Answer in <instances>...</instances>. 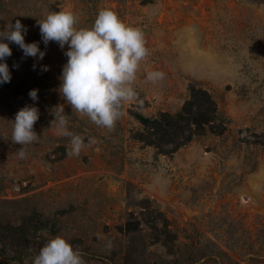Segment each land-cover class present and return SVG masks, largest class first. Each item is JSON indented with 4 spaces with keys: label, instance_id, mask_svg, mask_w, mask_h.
Segmentation results:
<instances>
[{
    "label": "rangeland",
    "instance_id": "374dc122",
    "mask_svg": "<svg viewBox=\"0 0 264 264\" xmlns=\"http://www.w3.org/2000/svg\"><path fill=\"white\" fill-rule=\"evenodd\" d=\"M105 7L141 27L150 50L137 73L138 96L124 106L110 133L63 99L68 45H45L38 24L50 12L72 9L77 26L89 27ZM16 20L27 28L25 43L36 42L45 56L26 57L9 43L12 55L0 61L11 73L10 82L0 84V264H32L57 234L81 249L86 264H152L170 258L152 238L163 217L189 231L196 228L206 242L239 259L214 233H220L219 218L229 215L251 230L264 225V148L239 141L247 128L264 132V0H0V31ZM154 70L165 79L146 82ZM192 81L221 98L230 131L172 156L132 139L140 127L135 112L178 110ZM33 89L36 101L28 95ZM26 105L39 109L34 131L40 139L20 159L12 122ZM59 105L71 131L95 138L79 157L66 155L69 138L58 136L51 124ZM130 213L141 220L138 232L119 228Z\"/></svg>",
    "mask_w": 264,
    "mask_h": 264
},
{
    "label": "clouds",
    "instance_id": "9594fccd",
    "mask_svg": "<svg viewBox=\"0 0 264 264\" xmlns=\"http://www.w3.org/2000/svg\"><path fill=\"white\" fill-rule=\"evenodd\" d=\"M79 17L72 9L53 11L38 21L40 34L45 45L55 41L65 52L67 63L60 77V93L71 106L72 111L87 119L96 127L115 130L117 122L124 115V106L135 100L137 73L142 62L150 55L145 33L141 27L125 22L117 11L105 7L99 10L94 23L89 27H78ZM27 28L16 20L0 31V61L12 55L9 43H14L24 56L38 57L42 60L45 52L36 42L25 43ZM8 41V43L3 41ZM18 67V66H17ZM36 65H33L35 69ZM47 71V66L44 67ZM166 74L154 70L146 73L145 80L150 83L163 81ZM11 73L6 62H0V84L10 82ZM36 101L38 90L28 93ZM54 119L56 134L69 138L70 147L66 152L69 158L79 157L81 152L96 143L95 138H85L69 128V118L64 106L55 108ZM36 106H24L12 122V143L19 144L16 155L26 158V146L39 141L34 131L39 119ZM32 264H86L84 254L70 239L57 234L49 239L34 257Z\"/></svg>",
    "mask_w": 264,
    "mask_h": 264
},
{
    "label": "trees",
    "instance_id": "16d2710c",
    "mask_svg": "<svg viewBox=\"0 0 264 264\" xmlns=\"http://www.w3.org/2000/svg\"><path fill=\"white\" fill-rule=\"evenodd\" d=\"M134 116L140 127L133 133L132 139L152 146L158 153L167 156L174 155L199 139L223 136L230 131L232 123L221 108V98L197 81L190 82L188 95L178 110H160L151 116L135 112ZM239 132L242 133L243 129ZM246 132L247 135L240 137L239 141L264 148V132L258 135L250 132L249 128ZM219 219L223 220L221 230L214 235L239 259H234L213 241L206 242L196 228L189 231L163 217L159 219L162 227H155L152 238L166 248L170 258L161 257L152 264H199L203 259L214 264H263L264 225L251 230L242 218L229 215ZM21 228V225L17 226V229ZM119 228L126 233L138 232L141 230V220L130 213L124 227Z\"/></svg>",
    "mask_w": 264,
    "mask_h": 264
}]
</instances>
